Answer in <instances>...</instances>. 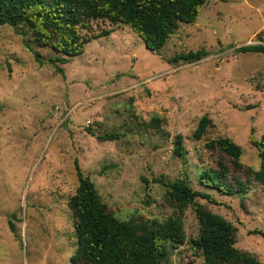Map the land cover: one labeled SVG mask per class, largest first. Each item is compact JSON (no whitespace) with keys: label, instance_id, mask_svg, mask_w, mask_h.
<instances>
[{"label":"rangeland","instance_id":"374dc122","mask_svg":"<svg viewBox=\"0 0 264 264\" xmlns=\"http://www.w3.org/2000/svg\"><path fill=\"white\" fill-rule=\"evenodd\" d=\"M79 31L97 36L53 64L66 56L38 46L25 26L0 25V264H69L76 165L106 209L136 225L176 213L155 179H186L215 200L195 203L229 220L235 246L264 264V181L252 173L245 191L228 194L198 178L217 161L205 142L218 137L241 146L243 165L260 168L250 138L264 133V53L239 48L264 45V0H207L158 51L125 24L97 19ZM199 49L208 54L196 62L168 61ZM203 115L212 125L195 139ZM181 219L185 239L168 245L160 264H204L190 246L199 229L193 204Z\"/></svg>","mask_w":264,"mask_h":264},{"label":"trees","instance_id":"16d2710c","mask_svg":"<svg viewBox=\"0 0 264 264\" xmlns=\"http://www.w3.org/2000/svg\"><path fill=\"white\" fill-rule=\"evenodd\" d=\"M207 0H0V25L25 26L33 42L40 47H49L61 58H49L66 63L68 57L79 55L91 38H83L80 28H87L92 20L102 19L113 24L128 25L151 51L161 49L182 23L197 19L200 8ZM108 34L103 31L98 35ZM29 47V46H28ZM244 51L264 53L261 43L241 46ZM208 53L204 49L181 52L170 63L196 62ZM62 72L59 67L55 68ZM159 119L152 118L151 127L159 126ZM211 120L203 115L194 130L195 139H200L211 126ZM89 130V129H88ZM115 135L104 134L100 138L114 139ZM257 149L260 168L253 171L240 161L242 148L229 137H218L205 142V147L216 152L214 165H206L198 172L200 182L232 194L245 191L249 177L264 181V133L260 139L250 138ZM174 151L184 154L182 140H174ZM78 185L68 201L72 212L74 233L77 241L75 253L69 264H160L166 257L168 245L182 243L185 239L181 214L190 204L199 223L198 234L190 240V246L201 254L204 264H261L252 253L235 246L236 227L222 215L214 213L201 204L196 197L215 202L208 193L194 190L189 182L174 180L161 182L165 187L167 201L176 208V213L163 221L150 224H134L117 219L106 209L97 196L90 178L76 165ZM264 236V234H263Z\"/></svg>","mask_w":264,"mask_h":264}]
</instances>
